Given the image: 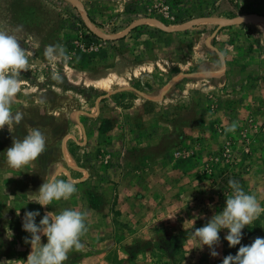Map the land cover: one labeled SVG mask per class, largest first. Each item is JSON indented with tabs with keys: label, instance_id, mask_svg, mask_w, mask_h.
Listing matches in <instances>:
<instances>
[{
	"label": "rangeland",
	"instance_id": "obj_1",
	"mask_svg": "<svg viewBox=\"0 0 264 264\" xmlns=\"http://www.w3.org/2000/svg\"><path fill=\"white\" fill-rule=\"evenodd\" d=\"M0 31L31 53L12 105L23 120L0 130V264L27 260L26 211L37 224L87 212L64 264H222L264 238V213L241 245L221 229L217 257L192 238L229 177L264 207V0H0ZM50 44L71 59L48 61ZM33 128L45 152L10 168L5 151ZM53 175L77 192L45 208L36 193Z\"/></svg>",
	"mask_w": 264,
	"mask_h": 264
},
{
	"label": "clouds",
	"instance_id": "obj_2",
	"mask_svg": "<svg viewBox=\"0 0 264 264\" xmlns=\"http://www.w3.org/2000/svg\"><path fill=\"white\" fill-rule=\"evenodd\" d=\"M15 31H22V26H17ZM30 56L16 35L0 31V130L7 126L10 131L23 120L21 112L12 111V105L21 91L20 76L28 71ZM44 56L50 62L71 59L61 44L47 45ZM51 78L58 82L61 80L57 72H53ZM235 129L236 124L233 123L225 131L234 132ZM45 149L46 137L38 128H33L23 138H13L12 146L5 151L7 164L10 168L21 169L37 160ZM227 185L232 192L226 197L223 210L212 215L204 226L192 233V238L200 244L199 248L202 250L207 246L212 257L220 255L216 247L220 244L221 229L228 230L224 239L229 247L241 245L242 230L264 213L257 196L246 193L238 180L229 177ZM76 192L75 181L53 175L40 186L35 203L47 208L53 201L69 200ZM37 216H40L39 211L24 213L23 230L30 234L24 242L30 244L31 251L27 260H20V264H64L70 251L84 247L81 237L88 231L87 212L72 208L58 214L47 211L39 224L35 222ZM42 236L47 238L46 243H42ZM222 264H264V238L256 237L251 244L241 245L235 255L225 256Z\"/></svg>",
	"mask_w": 264,
	"mask_h": 264
},
{
	"label": "bare ground",
	"instance_id": "obj_3",
	"mask_svg": "<svg viewBox=\"0 0 264 264\" xmlns=\"http://www.w3.org/2000/svg\"><path fill=\"white\" fill-rule=\"evenodd\" d=\"M106 83V82H105ZM107 84V83H106ZM66 149V148H65ZM66 152H67V154L69 155V156H71L72 157V155H71V153H70V151L68 150V149H66Z\"/></svg>",
	"mask_w": 264,
	"mask_h": 264
},
{
	"label": "trees",
	"instance_id": "obj_4",
	"mask_svg": "<svg viewBox=\"0 0 264 264\" xmlns=\"http://www.w3.org/2000/svg\"><path fill=\"white\" fill-rule=\"evenodd\" d=\"M179 1V0H178ZM178 3H181V2H178ZM195 10H198V9H195ZM207 13H209V11H207ZM187 15H191L190 13H186Z\"/></svg>",
	"mask_w": 264,
	"mask_h": 264
}]
</instances>
